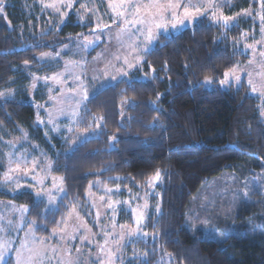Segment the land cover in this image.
<instances>
[{
  "label": "trees",
  "instance_id": "1",
  "mask_svg": "<svg viewBox=\"0 0 264 264\" xmlns=\"http://www.w3.org/2000/svg\"><path fill=\"white\" fill-rule=\"evenodd\" d=\"M0 5V90L14 82L25 85V64L42 68L39 53L92 27L79 23L74 13L60 28L50 25L51 14L37 0H0ZM238 8L236 4L227 11ZM255 26L253 18L225 27L202 16L177 33L160 34L130 79L109 84L86 100L80 128L94 131L100 125L99 135L92 132L71 147L58 138L52 139L53 145L34 124L35 109L25 90L24 99L0 98V148L2 136L26 128L52 159L65 189L56 210H47L32 191L10 192L1 186L0 158V199L26 204L37 234L48 236L72 206L88 205L92 182L135 188L159 169L161 210L149 215L146 226L156 236L132 243L129 252H137L129 264H159L160 251L170 256L171 264H264V226L258 232L244 224L226 227V236L217 240L185 225L191 196L212 176L235 167L264 171L259 99L244 84H217L224 71L248 58L235 41L244 28ZM205 76H211V87L200 82ZM121 216L128 221L126 212Z\"/></svg>",
  "mask_w": 264,
  "mask_h": 264
},
{
  "label": "rangeland",
  "instance_id": "2",
  "mask_svg": "<svg viewBox=\"0 0 264 264\" xmlns=\"http://www.w3.org/2000/svg\"><path fill=\"white\" fill-rule=\"evenodd\" d=\"M247 1L248 4L244 5L243 0H192L198 6L212 4L204 16L214 24L225 26L222 22L216 23L213 14L232 17L228 27L242 18H253L257 24L250 30L244 28L235 41L236 47L248 56L233 67L240 80L232 77L230 83L222 85L220 81L224 79V71L217 84L221 88L241 84L247 86V93L259 99L264 120V0ZM37 2L42 10L51 14L49 24H55L57 28L67 21L71 13L76 15L79 23L92 25L86 32L70 35L64 43L53 44L52 48L39 53L36 58L43 64L42 68L30 69L25 64L23 70L29 76L25 85L13 81L16 84L0 90V98L24 99L22 92H27V101L35 109L34 124L43 129L45 137L53 145V138L71 147L90 136L93 130L80 128L86 100L109 84L130 79L132 71L142 64L145 53L156 43L160 34H174L192 25L186 22L176 29H153L157 32L156 39L147 45L148 50L145 51L147 29L126 26L125 18L116 17L111 5H119L120 0H71V8L68 7L69 0ZM157 2L166 3L167 0H125L131 7L118 10L126 11V19L133 21L139 18L135 14L138 5L143 15L145 6ZM187 2L182 0V3ZM52 3L56 4L55 8L46 6ZM236 4L239 5L238 9L227 11L228 7ZM148 11L155 9L149 8ZM179 11L182 13L183 9ZM3 14L8 20L6 13ZM168 19L171 20V17ZM87 41L94 43L85 47ZM128 64L133 67L128 68ZM122 72L128 75L124 76ZM112 77L118 78L114 80ZM249 80L252 81L251 85ZM203 81L204 78L200 82L205 87L214 84L212 80L208 84ZM85 92L89 93L87 99H84ZM2 137L1 186L10 192L30 190L36 198V192L43 191L42 199L46 206L51 197L53 203L50 207L54 208L65 189L63 178L53 171L52 159L46 150L30 136L26 128H21L19 134ZM21 159L27 161L21 164V169H29L27 175L22 171H9ZM41 179L43 184L38 182ZM149 179L143 185L136 184L135 188L92 182L90 186L94 185L95 189L89 188L86 192L88 205L78 203L72 206L48 236L37 234L26 204L0 199V244L7 245L0 264H7L9 260L11 264H129L137 252L134 249L129 252L133 248L132 243L139 239L152 241L156 236L146 226L149 215H158L161 210V173L154 186L149 185ZM18 184L21 187L17 188ZM116 201L122 203L115 204ZM109 204H113V207L109 208ZM145 204L146 209L143 207ZM25 207L27 210H22ZM132 209H137V215L144 213L140 225H137ZM123 212L128 214V221L121 216ZM242 224L251 232H258L264 226V171L254 166L244 167L242 171L238 167L223 169L203 183L191 196L185 221L190 231H202L204 238L217 240L226 236V227L236 228ZM158 263L171 264L170 256L160 251Z\"/></svg>",
  "mask_w": 264,
  "mask_h": 264
},
{
  "label": "snow or ice",
  "instance_id": "3",
  "mask_svg": "<svg viewBox=\"0 0 264 264\" xmlns=\"http://www.w3.org/2000/svg\"><path fill=\"white\" fill-rule=\"evenodd\" d=\"M47 7H52L55 8L56 4L52 3V4H48L46 5ZM72 2L71 0H69L68 3V7L71 8ZM113 11L116 14L117 18H125L124 19V24L126 26H131V27H143L147 29V35H146V41L147 44L145 46V51L148 50L147 45H150L157 36V32H154L153 29H163V30H167L169 27L176 29L177 27H182L185 25V23L187 22L188 24H195L196 21L198 19H200L202 16L206 15V11L207 9H210L212 7L211 3H208L207 5L204 6H198L197 4L193 3L192 0H188L187 3H182V0H167L166 3H153L151 5L145 6V12L143 15H141V6H137L136 7V16L139 17L136 20L133 21H129L126 19L127 16V12L126 11H119V8H128L131 7V4H127L125 3V0H120L119 5H111ZM2 5H0V10H2ZM155 9V11H148V9ZM183 9L182 13H180V9ZM63 15V14H62ZM171 17V20L168 19V17ZM213 19L215 20L216 23H223L225 25V27L229 26L230 21L233 19L232 17H224V16H220L217 17L215 14H213ZM118 22V21H117ZM107 27V26H105ZM96 29L93 30V32H95ZM94 41H87L85 47L93 44ZM262 55H264V53H262ZM139 62V61H137ZM25 63H27V61H25ZM133 65L132 64H128V68H132ZM122 75L127 76L128 73L127 72H122ZM224 79L220 81V83L226 84V83H230V78L234 77L237 81L240 80V76L236 75L235 72V68L230 69V70H226L224 72ZM118 77H112V79H117ZM212 80L211 77L209 76H205L204 77V83L208 84L210 83ZM249 84H252V81L249 80ZM35 86V85H33ZM256 91V88H253V92ZM89 96V93L85 92L84 93V99H87ZM101 126L97 125V129L94 130L95 134L99 135V128ZM112 138L110 137V140ZM27 161L21 159L17 164L16 167L14 169H10V172H23L25 175H27L29 173V169L28 168H23L21 169V164H26ZM50 167V165H49ZM8 177H6L7 179ZM20 177H12V179H18ZM55 179V178H54ZM160 179V170L157 169L156 173L153 177H151L148 181L149 185L154 186L155 183L157 181H159ZM39 183L43 184V179L38 181ZM98 183V182H97ZM21 187V185H17V188ZM106 191H112L111 189H107ZM44 192L43 191H37L36 192V196L39 197L40 199L43 198L44 196ZM139 198V197H137ZM39 202V201H37ZM53 200L50 197L49 198V204L46 206L47 210H56L51 208L50 206L52 205ZM115 204H120L122 203L121 201H116L114 202ZM123 203H128V201H124ZM113 204H109V208H112ZM145 209L147 208V204H145L143 206ZM22 210H27L26 207L23 208ZM132 213L133 216L135 217L136 223L137 225H140L144 219V213L140 212L139 215H137V209H132ZM35 222H33L34 224ZM138 231V230H136ZM134 233H129V235H133ZM0 249H3L2 251H0V260L3 259V255L4 252L7 250V245L6 244H0Z\"/></svg>",
  "mask_w": 264,
  "mask_h": 264
}]
</instances>
